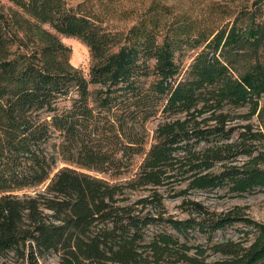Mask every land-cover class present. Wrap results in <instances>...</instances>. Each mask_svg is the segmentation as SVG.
<instances>
[{
  "label": "trees",
  "instance_id": "obj_1",
  "mask_svg": "<svg viewBox=\"0 0 264 264\" xmlns=\"http://www.w3.org/2000/svg\"><path fill=\"white\" fill-rule=\"evenodd\" d=\"M7 1L0 264H41L53 255L55 264H264L263 222L241 208L209 212L194 200L183 202L189 218H166L160 192L184 176L201 190L226 182L239 194L264 189V153L248 140L263 141L264 132L230 115L249 107L242 118L250 121L262 113L264 0L239 1L223 24L220 14L195 15L178 0H123L114 11L132 22L127 31H115L86 1ZM60 36L90 49L89 79ZM189 52L185 68L180 59ZM237 130L241 140L232 142ZM240 156L249 160L232 165ZM221 162L230 165L213 175ZM98 174L131 176L112 183ZM140 190L150 194L133 195ZM237 223L247 228L243 237L215 240ZM191 232L207 245L192 244Z\"/></svg>",
  "mask_w": 264,
  "mask_h": 264
},
{
  "label": "rangeland",
  "instance_id": "obj_2",
  "mask_svg": "<svg viewBox=\"0 0 264 264\" xmlns=\"http://www.w3.org/2000/svg\"><path fill=\"white\" fill-rule=\"evenodd\" d=\"M70 5L76 6L77 4L87 2V5L93 8V11L101 14L102 18H104L106 24L110 25L115 31H127V29L131 26L132 22H128L123 20L120 16V5L123 0H67ZM173 0H169L171 3ZM241 0H178L181 3V7L184 9L189 8L192 11H195V15L203 14L204 16H209L212 14L213 16L220 14L219 18H225L224 21H220V24L226 22V18H229L228 12L234 10V8L238 5V2ZM130 2H134V0H130ZM12 4L7 0H0V8L3 7L8 9ZM119 10L114 11V8ZM110 8V9H109ZM107 9H109L107 11ZM207 16V17H208ZM61 41L68 47L71 48V59L70 62L73 66L81 69L85 76L89 79V71L92 64V56L90 49L87 45L80 39L75 37L68 36H60ZM77 53V54H76ZM79 53V55H78ZM78 57V58H77ZM74 59V60H73ZM78 59V60H77ZM76 61V62H75ZM182 61V66L187 67L192 61V52L187 53L182 56L180 62ZM97 86L92 85L91 90H97ZM64 106V103H60V107ZM262 113H259L252 117L250 121H246L243 116H248L250 113L249 107H243L240 109H232L231 117L237 118L234 120V124L242 125L251 123L253 125V132L261 130L264 132V102L261 103ZM239 117V118H238ZM162 117H158L149 123L148 127L151 131H153L160 121H163ZM242 130H237L232 136V142L240 141V133ZM249 142L253 144L258 150V152L264 153V140L263 141H251ZM224 142V141H223ZM211 147V145L206 146L203 145L201 147V151L205 148ZM249 158L247 156L238 157L232 165L241 166L245 162H247ZM229 162L217 163L216 166L210 171L213 175L221 173L225 168L224 166H229ZM264 168V165L262 166ZM100 177H104L112 183L123 182L128 179L131 175L122 176L119 178H111L110 176L99 175ZM186 177H177L176 179L171 180V182H166L165 187L160 188V192L164 199V216L166 218H174L177 220H184L190 217V211L187 207V204L183 203L184 201H198L202 203L209 212H227V211H237V208H241L242 213L250 216L252 219L263 222L264 223V189L257 188L253 191L245 192L239 194L234 192L232 189V185L228 182L222 184L220 187L215 189H195L190 187L189 180L185 179ZM186 191L185 193H183ZM134 193V192H133ZM132 193V194H133ZM149 191H136L133 195H149ZM247 229L245 225L237 223L230 227H227L224 230L218 231L214 237L215 240L223 241L227 239L238 240L242 235V230ZM168 232L172 234H177L175 231L168 229ZM191 236L194 239L190 240L192 244H201L207 245L206 236L201 235L197 232H191ZM181 237V236H180ZM181 240L184 241L183 237ZM218 258V256H213L210 260H214ZM56 256H51L46 260H42L41 264H55Z\"/></svg>",
  "mask_w": 264,
  "mask_h": 264
},
{
  "label": "bare ground",
  "instance_id": "obj_3",
  "mask_svg": "<svg viewBox=\"0 0 264 264\" xmlns=\"http://www.w3.org/2000/svg\"><path fill=\"white\" fill-rule=\"evenodd\" d=\"M77 54V53H76ZM78 55H79V53H78ZM78 58V57H77ZM74 60V59H73ZM78 60V59H77ZM76 62V61H75Z\"/></svg>",
  "mask_w": 264,
  "mask_h": 264
}]
</instances>
